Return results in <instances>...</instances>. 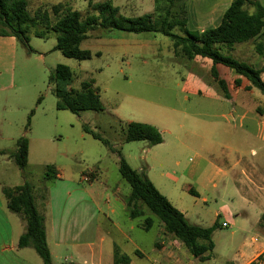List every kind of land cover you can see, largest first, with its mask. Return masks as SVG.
<instances>
[{"label":"rangeland","instance_id":"374dc122","mask_svg":"<svg viewBox=\"0 0 264 264\" xmlns=\"http://www.w3.org/2000/svg\"><path fill=\"white\" fill-rule=\"evenodd\" d=\"M27 1L32 17L37 11L46 10L51 13L54 21L56 18L52 8L55 5L64 4L76 9L85 20L90 15L98 14L92 11L90 3L112 0ZM141 1L143 0H114L112 5L120 7L122 16L139 17L146 12V7L141 5ZM167 10L168 4L160 1L152 13L158 27ZM182 14L177 5L169 20H180L183 18ZM175 28L173 33L185 35L183 26ZM38 29L43 27L37 26L36 30ZM29 37L32 51L17 40L14 80L16 89L7 95L8 108L2 109L3 101L0 97V118L4 121L0 124V133L8 138L17 136L21 124L24 123L26 127L30 124L25 137L34 140L28 166L24 170L0 154V184L14 188L27 180L34 186L35 194L44 195L56 187L57 183L56 180L46 178L48 167L61 171L65 181L71 179L80 187L92 190L102 214L109 215L110 210L115 209L110 218L118 223L142 250L148 252L157 238V226L160 222L148 212L146 217L154 219L155 227L146 231L143 228L146 217L135 220L129 218L123 201L130 194L131 187L120 175L119 157L111 153L102 141L87 134L84 128H89L110 142L133 169L147 177L149 173L153 178L166 176L167 182L177 186L181 196H186L189 195L186 192L189 188L187 186L194 184L189 181L187 175L199 159L196 153L183 149L181 144L190 142L196 136L200 137L208 129L222 127L229 131L231 146L235 148L238 146L236 144L242 142L239 137L244 130L241 114L233 113V106L227 101L219 102L212 92L198 96L185 90L184 83L189 78L188 68L206 81L204 69L182 55L176 57L172 40L160 32L135 34L97 28L96 31L90 32V38L83 42L82 48L91 51L93 55L88 61L70 59L54 50L57 44L54 33L44 39L32 34ZM239 45L254 47L252 43ZM230 55L238 61L250 64L233 54ZM59 65L72 71L73 82L66 88L74 92L66 94L63 91L58 98L55 92L57 82L53 79L56 78V68ZM91 81L92 89H96L101 97L102 111L82 110L85 104L82 85ZM204 87L209 91L207 84ZM257 92L260 93L259 90ZM59 104L79 108V111L73 113L59 109ZM252 115L257 117L255 112H251L250 116ZM259 117L257 118L260 119ZM6 121H12L16 126L10 127ZM130 122L158 127L163 132L164 142L151 148L150 153L146 142H125V129ZM250 131L251 136L241 143L242 147L238 146L242 160L246 165L264 169V143L259 137L260 129L251 123ZM8 146L10 143L0 138V150ZM252 150L256 153H252ZM178 161L179 167L176 166ZM92 171L98 172L99 181L93 184L82 182L83 176L88 177ZM89 177L90 180L93 179L92 175ZM64 184H59V187ZM56 189L59 190L57 187ZM217 200L218 203L212 200L202 206V222L205 226L212 225L220 207H230V202H224L220 197ZM221 214L219 223L231 224L230 214L226 209H222ZM131 226H134L133 230H130ZM236 228L235 225L229 229L221 227L214 232L213 242L217 245V254L204 264H225L231 253V246L238 244L239 237L244 236L236 232V238H233L231 233ZM256 230L258 229L253 227L252 233ZM131 246L127 244L126 248Z\"/></svg>","mask_w":264,"mask_h":264},{"label":"crops","instance_id":"0c3cea01","mask_svg":"<svg viewBox=\"0 0 264 264\" xmlns=\"http://www.w3.org/2000/svg\"><path fill=\"white\" fill-rule=\"evenodd\" d=\"M260 1L264 7V0ZM232 2L233 0H184L177 2L172 12L179 5V10L181 8L183 13V18L179 20L184 24L183 31L202 33L217 28L221 24ZM158 4L157 0L141 1V5L146 7L145 14L154 13ZM117 8L120 10V7ZM175 34L184 35L183 33ZM17 47L15 37L0 36L2 109L9 107L7 95L16 89L14 80ZM222 51L248 61L250 65L264 68V61L260 59L254 47L236 45L232 51H227L225 48ZM173 52L176 55L174 48ZM192 62L204 69L206 81L188 68L189 78L184 83L185 90L198 96H205L212 92L213 97L219 102H229L233 106L232 112L241 114L243 121L241 125L244 129L239 136L241 143L246 142L251 136V123L256 124L260 129L259 137L264 143V95L252 88L246 78L235 76L226 68L218 66L219 78L226 82L230 95L229 99H225L211 75L212 63L198 59ZM262 78L264 80V73ZM205 84L209 87V91L204 87ZM251 112H255L260 119L256 115L250 116ZM1 120L0 118V124L4 122ZM6 122L10 127L16 126L12 121ZM158 130L163 133L160 129ZM28 131L29 128L23 123L19 126L17 136L8 138L0 133V138L10 143L8 148L0 150V154L9 161L15 162L13 156L17 149V142L25 137ZM229 137L230 133L227 129L211 128L207 132L204 131L200 137L196 136L198 139L195 138L181 144L183 149L196 153L199 159L187 175L189 181L194 183L192 186H187L189 188L186 192L189 195L181 196L177 191V186L168 183L164 175L153 178L149 173L148 178L159 192L195 225L203 228L212 227L222 217L221 210L226 209L231 221L226 229L235 225L237 228L232 231V237L236 238V232L244 236L239 237L238 244L231 246L228 258L223 256L226 258L225 264H251L264 254V169L259 170L244 164L241 150L238 148V146L242 147V144H236L238 146L233 148ZM33 140H29V158ZM150 150L151 148L148 153L151 152ZM252 153L256 151L252 150ZM262 153L264 163V145ZM179 165L178 161L176 166L179 167ZM91 175L93 179L87 183L93 184L99 181L98 172L92 171ZM64 179V174L56 170L54 181L56 180L55 186L59 190L53 187L44 195L36 194L38 209L45 218L47 243L53 264H114L115 248L120 249L130 258V264H204L214 254H217V245L214 243L213 252L208 260L203 261L194 257L181 242L166 234L161 224L157 226V238L154 244L146 252L118 223L110 218L111 214L115 213V209H111L109 215L102 214L92 190L80 187L74 180L65 181ZM25 182L27 180H24L21 185ZM82 182L85 181L82 179ZM59 184L64 185L59 187ZM5 188L10 187L0 184V264H44L37 253L32 251L33 249L19 248L20 237L26 231V222L21 216L9 211L3 192ZM92 188H94L93 185ZM218 197L224 202H230V207L226 205L220 207L212 225L205 226L202 222L204 210L202 206L212 200L218 203ZM123 206L126 209L125 201H123ZM253 227L258 229L254 234L252 233ZM133 229L134 226H131L130 230ZM127 244L132 245L131 248H126Z\"/></svg>","mask_w":264,"mask_h":264},{"label":"trees","instance_id":"16d2710c","mask_svg":"<svg viewBox=\"0 0 264 264\" xmlns=\"http://www.w3.org/2000/svg\"><path fill=\"white\" fill-rule=\"evenodd\" d=\"M157 1L168 4L166 16L162 19L159 27L154 20V14L125 17L120 14L119 8L112 5V1L90 3L92 11L98 14L90 15L85 20L77 10L64 4L55 5L52 8V13L56 19L53 21L51 13L46 10H39L32 17L28 10L27 0H0V36L15 37L29 48V51H32L29 46L30 34L44 39L54 33L57 40L54 50L70 59L88 61L93 58V55L90 51L83 50L81 44L89 37V33L97 28L135 34L160 32L172 40L177 56L182 55L191 62L198 59L203 62L208 60L212 63L211 75L225 99H229L230 95L226 82L219 78L218 66L226 68L235 76L246 78L252 88L259 90L264 95V80L262 78L264 68L238 61L222 51L223 48L232 51L236 45L252 43L255 52L264 61V7L260 0H233L217 28L202 33L186 31L185 35L173 33L176 26H184L181 21L169 20L173 7L177 2L184 0ZM37 26H41L43 29L36 30ZM73 79L74 75L68 67L57 66L56 78L53 81L57 82L55 92L58 98L61 97L63 91L66 94H73V90L70 91L66 88L73 82ZM92 85L93 81L82 85L83 98H85L82 110L102 111L100 95L96 89H92ZM58 108L70 110L73 113L79 111V108L62 104H59ZM84 131L102 141L111 153L118 155L120 175L131 187L130 194L124 198L129 218L135 220L146 217L149 212L158 219L165 233L181 242L194 257L203 261L208 260L214 249V232L222 227V223L220 224L218 220L210 228H203L191 223L159 192L147 176L133 169L110 142L87 127L84 128ZM124 140L127 143L146 142L149 148L164 142L163 135L158 128L139 122L127 124ZM13 158L22 170L27 168L29 139L22 137L18 140ZM46 178L56 179V170L48 167ZM3 192L9 211L21 216L26 222V231L20 237L19 248H31L43 260L44 264H53L47 243L45 218L38 209L34 186L25 182L14 188H5ZM154 226V219L146 217L143 224L144 230L150 231ZM114 264H130V258L120 249L115 248Z\"/></svg>","mask_w":264,"mask_h":264},{"label":"built area","instance_id":"2783aa9c","mask_svg":"<svg viewBox=\"0 0 264 264\" xmlns=\"http://www.w3.org/2000/svg\"><path fill=\"white\" fill-rule=\"evenodd\" d=\"M89 176H91V173L88 175V177H87L86 175H84L83 180H84L85 182H89V181H91ZM222 227H223V228H227L228 225H227L226 223H224V224H222ZM251 264H264V254L261 255V256H259V257H258L256 260H254L253 263H251Z\"/></svg>","mask_w":264,"mask_h":264}]
</instances>
